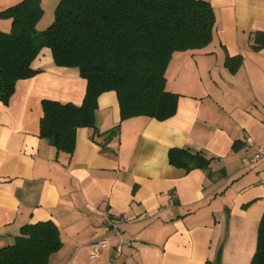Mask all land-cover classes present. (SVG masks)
<instances>
[{"label":"crops","instance_id":"0c3cea01","mask_svg":"<svg viewBox=\"0 0 264 264\" xmlns=\"http://www.w3.org/2000/svg\"><path fill=\"white\" fill-rule=\"evenodd\" d=\"M20 1L0 0V11ZM208 1L211 41L175 51L165 71L166 90L179 95L175 113L121 120L116 93H102L96 127L119 124V133L103 141L80 127L70 153L40 136L42 101L80 105L86 80L41 49L32 62L39 71L0 101V247L22 226L52 221L62 244L48 264H250L264 215V158L250 168L241 160L264 146V0ZM58 2L40 0L37 29L53 21ZM10 28L0 18V30ZM172 148L211 159L186 171L169 162ZM102 238L109 245L92 258ZM120 242L128 245L116 257Z\"/></svg>","mask_w":264,"mask_h":264},{"label":"trees","instance_id":"16d2710c","mask_svg":"<svg viewBox=\"0 0 264 264\" xmlns=\"http://www.w3.org/2000/svg\"><path fill=\"white\" fill-rule=\"evenodd\" d=\"M42 14L40 0L0 11V18L11 19L10 30H0V101L7 104L17 81L39 71L32 62L44 47L54 65L76 68L86 80L82 103L43 100L40 119V136L69 153L80 127L91 128L92 138L103 135V141L119 133V124L104 133L96 127L102 93H116L121 120L172 116L179 95L166 90L168 62L175 51L205 47L216 20L208 0H59L53 21L38 31ZM168 158L186 171L207 168L211 159L189 148H172ZM61 244L52 221L27 224L12 244L0 247V264H48ZM250 264H264V215Z\"/></svg>","mask_w":264,"mask_h":264},{"label":"built area","instance_id":"2783aa9c","mask_svg":"<svg viewBox=\"0 0 264 264\" xmlns=\"http://www.w3.org/2000/svg\"><path fill=\"white\" fill-rule=\"evenodd\" d=\"M262 158H264V146H257L255 147L254 151L252 154L245 156L242 158L241 163L242 166L244 168H250L252 167L254 164H256L259 160H261ZM262 184H264V181H262ZM111 223V222H110ZM110 230L113 233L116 234H120L119 228L117 226V224L111 223L110 224ZM109 245V241L107 239H98L96 241H94L91 244V248H92V253H91V257L92 258H98V256L101 254V252ZM128 243L127 242H120L116 248H115V255L116 257L120 256V254L122 253L123 249L125 248V246H127Z\"/></svg>","mask_w":264,"mask_h":264},{"label":"rangeland","instance_id":"374dc122","mask_svg":"<svg viewBox=\"0 0 264 264\" xmlns=\"http://www.w3.org/2000/svg\"><path fill=\"white\" fill-rule=\"evenodd\" d=\"M44 3H46V2H44ZM46 9H47V6H46ZM51 21L52 20H50V18H47V19L45 18L43 21H41L37 30L40 31V30L45 29L51 23Z\"/></svg>","mask_w":264,"mask_h":264}]
</instances>
